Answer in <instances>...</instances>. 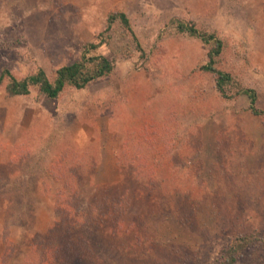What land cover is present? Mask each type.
<instances>
[{
	"label": "rangeland",
	"instance_id": "374dc122",
	"mask_svg": "<svg viewBox=\"0 0 264 264\" xmlns=\"http://www.w3.org/2000/svg\"><path fill=\"white\" fill-rule=\"evenodd\" d=\"M116 12L144 53L116 25L111 77L55 100L0 87V264H224L247 235L235 264H264V118L171 26L216 33L264 110V0H0V74L53 80Z\"/></svg>",
	"mask_w": 264,
	"mask_h": 264
},
{
	"label": "trees",
	"instance_id": "16d2710c",
	"mask_svg": "<svg viewBox=\"0 0 264 264\" xmlns=\"http://www.w3.org/2000/svg\"><path fill=\"white\" fill-rule=\"evenodd\" d=\"M116 25L121 26L124 31L133 36L139 51L143 54L144 50L133 31L130 17L125 12H116L109 16L105 30L97 36L96 41L83 45L80 58L73 63L59 67L55 71L53 80L42 68L24 79H18L10 71L5 70L0 74V87L7 82L6 92L10 97L29 96L32 88H36L45 97L55 100L68 88L83 90L98 80L111 77L116 71V63L102 54L100 49L112 39L111 32ZM171 26L176 33L197 38L209 48V61L201 66L200 71L214 75L217 91L223 98L245 96L250 102L249 110L252 115L264 118V110L258 107L257 92L245 88L232 74L217 67L218 59L224 50V43L216 33L202 29L194 21L173 20ZM231 91L234 93L230 96ZM262 241L255 235L237 238L228 250L227 261L224 264H235L237 255L241 251Z\"/></svg>",
	"mask_w": 264,
	"mask_h": 264
}]
</instances>
